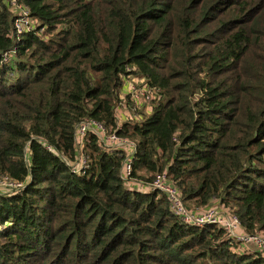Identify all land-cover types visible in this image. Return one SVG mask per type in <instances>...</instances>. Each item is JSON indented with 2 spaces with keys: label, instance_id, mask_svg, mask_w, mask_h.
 <instances>
[{
  "label": "trees",
  "instance_id": "1",
  "mask_svg": "<svg viewBox=\"0 0 264 264\" xmlns=\"http://www.w3.org/2000/svg\"><path fill=\"white\" fill-rule=\"evenodd\" d=\"M0 0V264H264L214 224L120 179L125 150L73 130L96 120L135 144L132 180L164 172L190 208L264 232V0ZM124 79L153 97L137 105ZM130 114L117 122L114 107ZM49 147V149H47ZM78 156L86 157L77 171Z\"/></svg>",
  "mask_w": 264,
  "mask_h": 264
},
{
  "label": "built area",
  "instance_id": "2",
  "mask_svg": "<svg viewBox=\"0 0 264 264\" xmlns=\"http://www.w3.org/2000/svg\"><path fill=\"white\" fill-rule=\"evenodd\" d=\"M10 8L14 14L13 27L17 33H22L33 28V19L29 16L27 8L19 4L16 0L9 1ZM127 93L130 99L137 105H143L148 102L154 95L152 90L145 84H141L139 79H124L119 94L122 96ZM114 114L117 122L125 119L130 111L126 108L125 101H119L114 107ZM86 131H91L99 137L101 148L109 150L111 148H123L125 150L123 158L120 162L119 177L125 183L137 189L146 191H158L165 196L168 203L169 211L181 220L183 223L191 226L216 225L222 227L227 236L239 243L241 249L255 250L264 257V232L246 233L241 229L239 219L234 214H227L216 206L207 208H188L182 201L176 186L171 184L165 173H158L149 181L132 180L131 175V157L135 152V144L124 138L119 137L115 132H105L103 126L99 122L91 118H84L73 130V140L75 149L81 151ZM49 149V147H47ZM86 157L78 156L73 168L77 171L83 170L86 164ZM20 186L17 182H11L6 177H0V189L9 191L14 187Z\"/></svg>",
  "mask_w": 264,
  "mask_h": 264
}]
</instances>
